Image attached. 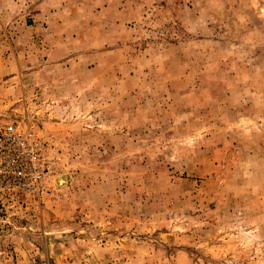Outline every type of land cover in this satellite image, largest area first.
<instances>
[{
  "label": "rangeland",
  "instance_id": "374dc122",
  "mask_svg": "<svg viewBox=\"0 0 264 264\" xmlns=\"http://www.w3.org/2000/svg\"><path fill=\"white\" fill-rule=\"evenodd\" d=\"M0 23V124L53 173L0 203V264H264V0H0Z\"/></svg>",
  "mask_w": 264,
  "mask_h": 264
},
{
  "label": "built area",
  "instance_id": "2783aa9c",
  "mask_svg": "<svg viewBox=\"0 0 264 264\" xmlns=\"http://www.w3.org/2000/svg\"><path fill=\"white\" fill-rule=\"evenodd\" d=\"M52 174L47 150L31 130L13 122L0 124V203L15 202L19 194L40 203Z\"/></svg>",
  "mask_w": 264,
  "mask_h": 264
},
{
  "label": "bare ground",
  "instance_id": "6f19581e",
  "mask_svg": "<svg viewBox=\"0 0 264 264\" xmlns=\"http://www.w3.org/2000/svg\"><path fill=\"white\" fill-rule=\"evenodd\" d=\"M54 183H55V186L57 187V188H61V187H63L64 186V179L62 178V176H60V175H56L55 177H54Z\"/></svg>",
  "mask_w": 264,
  "mask_h": 264
},
{
  "label": "crops",
  "instance_id": "0c3cea01",
  "mask_svg": "<svg viewBox=\"0 0 264 264\" xmlns=\"http://www.w3.org/2000/svg\"><path fill=\"white\" fill-rule=\"evenodd\" d=\"M4 28H5V27H4ZM4 28H3V31H5ZM1 30H2V25H1V23H0V39H1L2 36H4V39H6L7 36L5 35V32H2V33H1Z\"/></svg>",
  "mask_w": 264,
  "mask_h": 264
}]
</instances>
